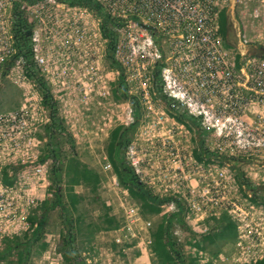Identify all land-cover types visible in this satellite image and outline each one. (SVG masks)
I'll return each mask as SVG.
<instances>
[{
  "label": "built area",
  "instance_id": "obj_1",
  "mask_svg": "<svg viewBox=\"0 0 264 264\" xmlns=\"http://www.w3.org/2000/svg\"><path fill=\"white\" fill-rule=\"evenodd\" d=\"M91 1L103 18L86 5L63 0H0V87L4 81L20 92L12 107L0 109V252L7 242L31 234L37 222L30 218L54 196V160L44 145L63 130L52 126L46 101L55 104L60 125L71 123L75 114L62 115L58 104L96 100L99 106L97 100H113L121 77L130 123L117 117L113 130L139 126L154 114L153 100L167 109L157 113L152 132L139 129V136L149 137L125 146L126 163L139 182L153 198L169 200L167 212L181 211L188 235L199 243L227 221L233 224L234 238L221 251L226 256L190 243L185 247L195 263L264 261V57L245 58L251 43L264 47V0ZM222 12L246 20L252 42L243 32L238 46L227 47ZM20 21L27 27L26 47L19 40L26 32ZM42 88L51 100H44ZM131 99L138 104L137 121ZM176 114L195 122L194 140L192 126ZM198 137L206 153L200 161L194 154ZM144 147L146 156L159 160L150 162L149 170V160L134 155ZM98 163L101 188L115 192L134 225L132 231L122 225L112 230L114 242L125 244L121 251L134 253L140 264V254L152 252V236L142 233L152 225L141 219L106 153ZM136 164L146 169L141 173ZM244 164L236 175L232 169ZM0 264L8 260L1 257Z\"/></svg>",
  "mask_w": 264,
  "mask_h": 264
},
{
  "label": "rangeland",
  "instance_id": "obj_2",
  "mask_svg": "<svg viewBox=\"0 0 264 264\" xmlns=\"http://www.w3.org/2000/svg\"><path fill=\"white\" fill-rule=\"evenodd\" d=\"M243 32H246L247 39L252 42V36H254V33L250 29V24H248L246 20H239L236 13L233 14L232 12H229L227 14L226 28L224 32H221L224 44L229 48H235L239 43L238 34L242 35ZM251 44V46H248V52L245 58H253L254 56L263 58L260 52L256 51L254 47L255 44ZM75 92L77 93L78 90H75ZM57 94L59 95V93ZM19 96L20 92L12 84H6L4 81H2L0 87V109L12 107L14 105L13 103L19 99ZM158 98L164 100L163 95H160ZM125 99L121 95H114L113 100H97L100 104L99 106L96 104V100H65L60 104L59 108L62 112V115L65 113L67 114L69 111L72 113V115L75 114V116H73L70 120L71 123H67L62 119L65 122L64 125L63 121H61V130H63V133H56V136H53L54 140L52 142L54 146H57V154L59 155L58 160L62 162V182L60 185L63 194V201L66 207H56L50 211H46L45 213V205H43L39 211V215H35L41 218L43 214H45V223L42 227V232L39 239L28 245H22L26 239L19 238L20 240L18 239V248H16L11 254L3 256V258L8 260V263L10 261L15 262L18 253L23 252L25 254L23 264H67L63 257L65 252L59 250V245L61 243V236L66 234L68 230L71 231L74 236V246L81 263H139V261H135L136 255L134 253L127 251H124L123 253L121 251V249L123 250L126 245H117L114 242V235L111 232L121 225H126L124 213L125 210L122 206L123 201L118 200V197L113 190H109L108 188L106 191L105 189L101 188L100 184L97 190L93 191L91 187L85 186L83 184L72 186V184H69L67 181L73 176L72 169L69 167V164H67V162L71 159L80 162L82 165L86 166L90 170H93L94 172H100L98 160L103 152L107 154L106 147L109 140L108 134L110 132L109 130H113V128L118 124L116 118L122 117L128 124L130 123V119H128L130 108H127V105L129 107L130 105L126 103L127 100ZM153 101L154 114H151L149 118L143 120L139 126H136L131 132L128 131V134L130 133L129 142L135 139L134 141L138 143L140 139H143V137H149L147 134H142L143 137L139 136V129L140 131H146L149 134L153 129H156L160 113L162 111H167L166 106L159 100ZM85 102H88V105H85ZM84 108H89V110L84 111ZM158 112L160 113L157 114ZM75 117L76 121H74ZM167 117L169 120L172 118V116ZM179 122L185 123V121ZM103 123L106 124L105 127L103 126ZM102 126L104 127V130L103 132H100L99 129ZM67 130L70 132H67ZM189 131H191V135L194 140L195 135H197L195 130L192 127L189 129ZM69 133L71 135H75V138H73ZM50 143L51 142L48 138L47 145H44L45 152L47 151ZM147 147H144L143 151H136L134 155L139 156V159L146 161L149 160V163H145L146 168L149 170L148 165H150V162L155 161L158 163L159 160H154V157L146 156L144 151ZM203 154H206L205 151ZM121 156L126 162V147H123ZM208 160H210V158H208ZM140 166L143 165L136 164V170L139 169V171L142 173L146 168H141ZM129 167L132 170L134 169L131 166ZM245 168L246 167L244 164L234 167L232 170H234L236 175H241V172ZM144 186L146 185L144 184ZM72 194L76 195L79 199L76 204V209H73L69 206V204L71 205V197L73 196ZM134 201L140 207L139 209L141 219H146L152 225L151 230L147 229L146 232L142 233L152 236V233L154 230H156L157 226L162 221H167L169 215L171 214V211H166V209L169 208L168 205L170 202H164L159 206L160 212L157 215H152L149 213H144L139 202L136 200ZM65 208L66 211L64 210ZM107 208L110 209L108 216L114 221L118 222L117 226L114 225L115 227H112L111 225L108 226L104 220L106 214L105 209ZM174 210L175 212H179L177 209ZM181 218L183 223L184 216L182 213ZM128 225L129 224H127V226ZM226 225L227 222L221 225V230ZM133 228L134 227L132 226L131 231ZM169 232L172 233L176 239V243L181 248V255L185 260L184 263L190 264L191 259H194L189 253V250L185 247L189 245V243L195 245V243H198V241L188 235L189 231L187 230L186 225L183 226L181 223L175 220L172 222ZM223 247L220 242V244L216 245V247L210 246L206 248L209 249V253L215 254L216 257H219L220 254L226 256V254L221 252L224 250ZM130 250L132 251V248H130ZM218 251L219 254H217ZM140 256L142 255L140 254ZM147 258H149L151 264H158L157 259L154 260V257L150 256V251L147 257L145 255L142 257L143 261L140 264H145L144 261H146Z\"/></svg>",
  "mask_w": 264,
  "mask_h": 264
},
{
  "label": "trees",
  "instance_id": "obj_3",
  "mask_svg": "<svg viewBox=\"0 0 264 264\" xmlns=\"http://www.w3.org/2000/svg\"><path fill=\"white\" fill-rule=\"evenodd\" d=\"M66 3L69 4H81L86 5L93 11H95L101 18H103V14L101 12V9L98 5L94 4L91 0H63ZM227 23V17L226 14L223 13L220 16V26H221V32H224L226 28ZM106 22L104 23V25ZM104 32L106 31V25L104 26ZM19 27H21L22 30L26 32H21V36L19 40L23 41V46H27V27L25 25V22L20 21ZM21 30V31H22ZM112 47H109V50L111 51ZM43 89V97L44 100H51L48 92L45 88ZM159 92L161 91L158 87ZM113 94L115 96L121 95L126 98L125 91L122 87L121 77L118 79L117 87L114 89ZM131 102V105L133 107L134 112V119L137 121L139 118V108L138 104L135 101V99ZM46 105L51 108V117H52V126L57 129L61 130L62 127L57 119V112L55 111V104L52 102L46 101ZM176 119L178 121H185L188 124V127H193L195 122L189 118H186L184 115L176 114ZM135 128V126H131L130 128H123L118 127L115 130L111 132L109 135L108 144L106 147V152L108 155V158L110 159L113 168L118 176V179L120 181V184L122 187L128 189L130 195L132 198L139 202L141 205V208L144 213H149L152 215H157L160 210L159 206L162 205L164 202H168L169 200L167 198L165 199H157L153 198L149 191L139 182V179L134 174L133 170L129 167V165L124 161V159L121 156L122 149L127 145V143L130 140V133L128 134V131H132ZM53 134V133H52ZM49 136L50 144L47 148V151L49 150V156L53 157L54 163L51 167V181L54 187V196L48 203L45 204V213L46 211H50L56 207L64 208L66 205L63 201V194L60 183L62 182L61 176H62V162L58 160L59 155L57 154V146H54L52 144L53 142V136ZM196 134H199V130H196ZM204 152L203 145L201 143V140L199 137L196 140V149H195V157L197 160H202V154ZM77 162V163H76ZM80 162L76 160H69L67 164H69V167L72 169V178L67 180L69 184L78 185L83 184L85 186L91 187L93 191H96L99 184H100V176L94 172L93 170H90L86 166L82 165ZM66 173V172H65ZM68 177V175H67ZM76 181V182H75ZM70 195V194H69ZM68 195V196H69ZM71 197V205L69 206L73 209H76V204L79 201L78 197L74 194ZM66 211V208L64 209ZM109 208L105 209V221L108 224V226H117L118 222L114 221L112 218L108 216ZM177 221L181 223L184 226V222L182 223L181 218V211L175 212L173 214H170L167 221H162L156 228V230L152 233L153 238V245H152V252L154 253L158 264H185V260L183 256L181 255V248L176 243V239L172 235V233L169 232L170 226L172 225L173 221ZM30 221H36L37 226L36 228L31 232V234H26L25 239L26 241L22 243V245H28L30 243H33L37 241L41 235L42 227L45 223V214L41 218L37 216H33L30 218ZM114 226V227H115ZM233 238V226L230 224L229 221H227V225L217 233H212L210 235H207L204 237V239L199 243H195L194 246L197 248L205 249L206 247L214 246L220 244L222 241H227ZM207 245V246H206ZM19 242L18 240L7 242L5 249L0 252V258L3 256H7L8 254H11L16 248H18ZM59 250L65 252L63 257L67 264H82L79 261V256L76 252L75 246H74V236L71 233V231L68 230V232L61 236V243L59 245ZM217 251V250H216ZM25 259V254L23 252H19L17 255V259L15 262H9L8 264H23V261ZM190 264H196L194 260L191 259ZM259 264H264V261L260 262Z\"/></svg>",
  "mask_w": 264,
  "mask_h": 264
},
{
  "label": "bare ground",
  "instance_id": "obj_4",
  "mask_svg": "<svg viewBox=\"0 0 264 264\" xmlns=\"http://www.w3.org/2000/svg\"><path fill=\"white\" fill-rule=\"evenodd\" d=\"M65 101V100H64ZM63 101V102H64ZM61 104V103H60ZM60 104H58V107L56 108V110L60 107ZM129 165V164H128ZM112 168H113V165H112ZM113 171H114V173L116 174V172H115V170H114V168H113ZM117 175V174H116ZM124 213H125V223H126V225H123V228L124 229H127V228H129L130 230H131V228H132V226H134V225H132L131 223H129V221H127V217H126V212L124 211ZM127 224H129L128 226H127ZM123 233H121V235H122ZM52 246V245H51ZM142 256L141 257H143L144 256V254H141ZM220 255H222V254H220ZM150 256L151 257H154V260H156V257H155V255H154V253L153 252H150ZM91 259V258H90ZM145 262V264H147L148 262H150L149 261V258H147V260L146 261H144ZM262 262V261H261ZM229 263L231 264L232 262L231 261H229Z\"/></svg>",
  "mask_w": 264,
  "mask_h": 264
},
{
  "label": "crops",
  "instance_id": "obj_5",
  "mask_svg": "<svg viewBox=\"0 0 264 264\" xmlns=\"http://www.w3.org/2000/svg\"><path fill=\"white\" fill-rule=\"evenodd\" d=\"M223 13H225V12H222L221 14H223ZM226 14V13H225ZM227 15V14H226ZM227 17V16H226ZM255 47V46H254ZM258 47H262V46H258ZM258 47H256L255 49H256V51H258L257 49H258ZM208 158H209V155H208ZM231 225H233L232 223H230ZM233 238H234V235H233ZM221 245H222V247L223 248H225V247H227V245H228V242L227 241H222L221 242Z\"/></svg>",
  "mask_w": 264,
  "mask_h": 264
},
{
  "label": "water",
  "instance_id": "obj_6",
  "mask_svg": "<svg viewBox=\"0 0 264 264\" xmlns=\"http://www.w3.org/2000/svg\"><path fill=\"white\" fill-rule=\"evenodd\" d=\"M258 49L262 52L263 57H264V47H258Z\"/></svg>",
  "mask_w": 264,
  "mask_h": 264
},
{
  "label": "clouds",
  "instance_id": "obj_7",
  "mask_svg": "<svg viewBox=\"0 0 264 264\" xmlns=\"http://www.w3.org/2000/svg\"><path fill=\"white\" fill-rule=\"evenodd\" d=\"M97 173V172H96ZM98 174V173H97ZM99 175V174H98ZM118 177V176H117ZM120 182V181H119ZM124 188V187H123ZM126 189V188H125ZM128 190V189H127ZM131 196V195H130ZM132 197V196H131ZM51 201V200H50ZM48 203V202H47ZM83 263V262H82ZM84 264V263H83Z\"/></svg>",
  "mask_w": 264,
  "mask_h": 264
},
{
  "label": "flooded vegetation",
  "instance_id": "obj_8",
  "mask_svg": "<svg viewBox=\"0 0 264 264\" xmlns=\"http://www.w3.org/2000/svg\"><path fill=\"white\" fill-rule=\"evenodd\" d=\"M259 52H260V54L263 56V54H262V52L259 50V49H257Z\"/></svg>",
  "mask_w": 264,
  "mask_h": 264
}]
</instances>
